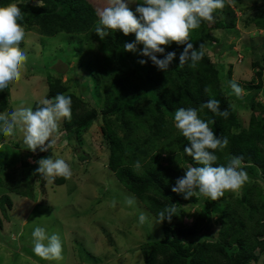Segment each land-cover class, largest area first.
<instances>
[{"label":"trees","instance_id":"1","mask_svg":"<svg viewBox=\"0 0 264 264\" xmlns=\"http://www.w3.org/2000/svg\"><path fill=\"white\" fill-rule=\"evenodd\" d=\"M12 3L21 9L23 19L18 23L24 29H35L44 36L61 32L80 35L94 59L96 68L91 72V79H85L84 86L88 92L102 95L101 106L90 95L81 96L72 91L61 81V76L46 74L47 98L62 93L72 99L71 120L62 119L68 137L79 139L91 123H100L108 151L107 167L125 189L155 218L175 204L177 216H173L171 223L161 222V236L151 234V239L141 244L143 264H253L259 261L264 264V191L254 186L258 180L264 183V103L253 100L259 90L264 91L262 69L256 71L258 80L250 86L253 91L245 96L249 106H258L260 113L251 112L247 126L240 128L231 97L242 100L226 90L222 83L223 67L212 61L205 49L208 43L218 41L212 32L214 28L230 31L235 26L234 11L224 2L219 11L223 16H213L212 22L201 21L199 28L190 30L189 40L194 49L203 52L195 67L189 66L190 61L179 66V55L185 45L172 42L162 46L165 53H176L165 73L148 57L139 54L143 44H137L135 52L124 50L125 43L135 41V33L125 36L116 30L101 40L95 33L98 9L92 0H39L42 7L31 0H0V6ZM139 3L142 0H133V5H129L134 13ZM257 7L245 24L251 20L254 26L264 28L263 4ZM219 46L221 52L230 47L224 43ZM156 55L163 58L159 53ZM141 59L146 63H138ZM253 64L264 66V52L261 61ZM206 87L211 93L205 92ZM5 96L0 101V114L6 105ZM209 99L218 100L221 111L228 110L227 119L207 108L200 110ZM38 106L43 105L36 101L32 109ZM180 107L197 109L200 119L215 121L209 126L217 138L227 137L228 145L223 150H209L218 157L216 165L226 166L233 157L242 158L238 170L245 171L248 179L239 194L225 191L216 201L202 195L185 200L183 194L171 191L176 179L185 174L184 164L201 166L184 153L189 142L174 126V113ZM38 158L33 156L32 164L23 158V165L33 176L41 175L36 172ZM137 161L140 169L135 167ZM56 181L63 183V177ZM9 187L22 196L31 192L30 188L19 190L17 185ZM5 204L11 208L7 194L0 196L1 208ZM192 206L200 207H196L190 222H185V209ZM213 216L217 221L213 233L217 236L203 239V233L211 230Z\"/></svg>","mask_w":264,"mask_h":264},{"label":"rangeland","instance_id":"2","mask_svg":"<svg viewBox=\"0 0 264 264\" xmlns=\"http://www.w3.org/2000/svg\"><path fill=\"white\" fill-rule=\"evenodd\" d=\"M92 1L98 12L107 6V0ZM129 2L133 5V0ZM224 2L234 11L236 24L230 31L214 28L212 32L218 41L208 43L205 49L211 60L223 67L222 83L226 90L232 93L229 82L237 83L244 90L242 101L231 97L242 128L247 126L251 112L260 113L258 106L252 108L250 101L245 100L246 94L253 91L250 86L258 80L257 70L262 69L264 81V66L253 64L262 59L264 28L254 26L251 20L248 24L245 22L264 3L262 0ZM219 11L215 10L213 16L224 15ZM220 43L230 47L221 52ZM19 47L26 53L27 61L21 79L0 90V101L6 95L2 114L32 108L36 101L47 98L48 72L61 76V81L78 95H90L97 106L102 105V95L88 92L84 86L96 65L80 35L61 32L44 36L35 29H25V38ZM253 100L264 103V91L259 90ZM58 123L57 132L50 138L56 143L48 151L37 149L36 153L40 156L38 161L48 156L53 160L64 159L69 164L72 176L63 178L61 184L56 181L61 177L49 184L42 175L29 174L23 158L27 161L31 151L23 148V134L14 130L13 135L5 136L0 130V196L7 194L12 202L11 208L6 204L4 208L0 206V264H143L140 246L151 239V234L161 236V223H155L157 218L107 167L108 151L100 123H91L79 139L68 137L62 119ZM189 167V164L183 165L186 171ZM9 185H17L22 191L30 188L31 192L27 196L18 195ZM254 186L264 191L262 181H255ZM242 188L243 185L231 192L239 194ZM196 195L200 196L198 192ZM129 199L134 201L132 205L127 203ZM196 207L200 206L185 209V222H190ZM141 213L147 218L144 224L139 222ZM216 225V216H213L211 230L203 233L202 238L217 236L213 233ZM37 226L45 228L48 235L59 236L61 260H43L34 254L32 232Z\"/></svg>","mask_w":264,"mask_h":264},{"label":"clouds","instance_id":"3","mask_svg":"<svg viewBox=\"0 0 264 264\" xmlns=\"http://www.w3.org/2000/svg\"><path fill=\"white\" fill-rule=\"evenodd\" d=\"M37 6L42 7L39 0ZM129 0H107V6L98 12V21L95 33L103 40L110 33L119 30L125 36L135 33V41L124 44V50L135 52L137 44H143L140 55L148 57L158 70L167 72L176 57L175 52L165 53V48L172 42L185 45L179 55V66H184L189 61L190 67L202 59L203 52L194 49L189 40L190 30L200 27L201 21L212 22L213 12L224 7V0H142L137 4L135 13L129 7ZM138 14V16H137ZM23 19L21 9L17 4L0 6V90L7 89L12 82L19 81L24 70L27 55L19 47L25 38V29L18 23ZM199 47H202L199 46ZM163 58H158L156 54ZM141 65L146 61H138ZM232 93L241 98L244 90L235 82H229ZM206 93H211L209 87ZM43 106L20 108L11 113L0 114L2 130L5 136H11L14 130L23 134V148L30 150V160L40 152L48 151L55 143L50 139L57 132L61 119L71 120L72 99L62 93L54 98H44ZM207 108L214 114H219L227 119L228 110H220L219 101L209 99L202 104L200 110ZM198 117L195 108H178L174 113V126L189 142L183 149L184 153L201 166L189 167L182 177H178L171 191L183 194L185 200L193 197L197 192L203 197L216 201L225 191L239 190L248 179L247 173L238 170L242 158L233 157L227 165H216L218 157L214 151L223 150L228 145L227 137L217 138L210 124ZM46 141H50L47 145ZM27 158L29 163L30 160ZM36 172L41 174L47 183L52 184L56 177L70 179L72 170L64 159L42 158L38 162ZM216 165V166H214ZM140 169V162L135 164ZM129 205L133 200L127 201ZM175 204L158 213L155 223L168 221L171 223L173 216H177ZM145 214L139 216L140 224L146 221ZM33 252L43 260H61L62 244L57 234L48 235L45 228L37 226L32 232ZM46 241V243H45Z\"/></svg>","mask_w":264,"mask_h":264}]
</instances>
